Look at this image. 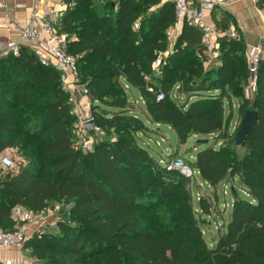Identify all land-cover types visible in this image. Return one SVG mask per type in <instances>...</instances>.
I'll return each mask as SVG.
<instances>
[{
    "label": "trees",
    "instance_id": "16d2710c",
    "mask_svg": "<svg viewBox=\"0 0 264 264\" xmlns=\"http://www.w3.org/2000/svg\"><path fill=\"white\" fill-rule=\"evenodd\" d=\"M62 1L67 10L61 28L75 38L68 52L79 57L81 82L94 102L109 97L103 109L91 107L94 124L106 137L90 152L76 149L71 136L76 116L58 73L41 66L25 46L17 56L0 58V155L11 149L24 154L30 147L37 152L15 171L4 173L0 166V229L14 230L16 207L39 213L50 201H67L73 208L69 220L58 223L59 234H35L25 244L42 264H264V53L248 108L243 93L248 49L229 13L218 26H234L238 39L219 40L220 66L203 69L200 34L184 23L156 74L151 66L167 50V32L175 24L172 5ZM256 7L264 10V0ZM130 87L138 90L149 121L174 130L180 145L228 126L225 99L238 102L242 118L247 110L257 113L243 143L235 145L236 135L232 141L244 149L241 158L230 146L206 147L189 165L211 187L238 179L252 198L234 199L230 221L212 247L193 210L191 179L166 171L138 144L145 126L127 107ZM175 87L195 99L178 105L170 96ZM158 91L163 100H156ZM205 201L199 198V209L209 215Z\"/></svg>",
    "mask_w": 264,
    "mask_h": 264
},
{
    "label": "built area",
    "instance_id": "2783aa9c",
    "mask_svg": "<svg viewBox=\"0 0 264 264\" xmlns=\"http://www.w3.org/2000/svg\"><path fill=\"white\" fill-rule=\"evenodd\" d=\"M227 1L229 0H161V4L173 6L175 24L172 29L179 30L186 23L199 32L201 45L199 58L204 70L220 66L219 40L221 38L238 39V33L234 26L221 30L217 25L206 22L207 15L213 13L218 6H225ZM249 1L256 4L260 0ZM39 3L40 0H38ZM66 10L67 5L62 0H58L56 4H50L43 0L41 6H35L33 9L30 20L21 31L18 40L0 45V58L9 54L17 56L20 49L25 46L31 50L41 66L52 68L58 73L61 89L68 96L72 112L76 116V122L73 125L76 149L86 153L93 149L95 143L98 142V137L103 136L104 132L97 126H94L91 132L85 128V124L90 121L94 122V118L91 112L92 106L86 100V96L89 95L88 90L80 81L79 57L68 52L69 44L75 38L68 36L61 28ZM137 28L138 25L134 24V29ZM263 53L262 45L247 50L249 81L246 92L250 99L256 92L258 66ZM160 56L161 54L151 66L153 72H156L159 66L164 63ZM148 91L153 92V88H149ZM82 98L85 99L83 104L81 103ZM164 98L162 92L156 93L157 101ZM0 166L6 172L16 170L12 159L6 155H0ZM163 167L166 171H178L180 174L190 177L193 175L189 165L180 158L166 161ZM18 212L21 223L13 231L0 229V248L22 250L32 236L47 233V224L44 223L46 218L36 215L43 212L33 213L29 210ZM6 264H10V262ZM28 264H35V262L30 259Z\"/></svg>",
    "mask_w": 264,
    "mask_h": 264
},
{
    "label": "rangeland",
    "instance_id": "374dc122",
    "mask_svg": "<svg viewBox=\"0 0 264 264\" xmlns=\"http://www.w3.org/2000/svg\"><path fill=\"white\" fill-rule=\"evenodd\" d=\"M259 11H263L264 13V10ZM249 27L250 28L248 34L249 37L252 38L253 36L258 34L261 28H263L259 15L256 16V20H252L249 22ZM173 31L174 29H169L167 34H170L171 36L173 34ZM242 36L245 39V35L243 32ZM172 41L173 40L171 37L168 40L167 50L160 56L162 60H166L167 56L173 53L174 44L172 43ZM160 67L161 65L159 66V68ZM159 68L155 72L156 74H159ZM82 80H84V77L82 78ZM248 81L247 83H245L246 85L244 84L243 86V93L245 100H248L247 107L250 108V105L253 102V98L250 99L247 96L246 87H248ZM82 84L86 88V84ZM177 89V87L173 88L170 96L178 103V105L182 106L188 101H192L195 99L194 97L190 96L187 98L185 95L178 93ZM126 92L129 99V104L127 107H129V110L132 111V114L138 117L145 126L144 133L140 134L139 139H137L138 144L145 148L147 152L157 162H159L161 166H163V164L170 156L174 157V159H183L186 164L190 165L194 161L197 152L205 149L206 147L218 149L220 147L230 146L231 148H235L234 144H232V141L235 139L236 132L242 119V115L238 112V102L235 99H225L222 102L224 110L223 117L226 120L230 116V122L228 123V126L225 127L224 125L225 128L220 133L211 135H192L188 138L184 145H180L178 143L177 134L174 130L165 125L152 124V122L149 121L143 100L138 90L130 87L128 91L126 89ZM86 100L89 101L91 106L93 104L94 107L100 106L103 109V103L106 104L109 100V97L104 95L103 98H100L94 102L91 99L90 95H87ZM71 136L72 141L75 143L76 137L75 133L73 132V128ZM105 137L106 132H104L103 136L98 137V142L103 140ZM235 151L239 158H241L244 154L243 148L236 147ZM36 153L37 152L35 148L30 147L24 154H22L17 149H11L7 150L3 155L9 156L15 164V169H17L19 166H27L30 161L36 156ZM176 155H178V157ZM5 172L6 171H4V173ZM3 174L1 176H3ZM182 176L184 178L191 179L189 188L193 199V210L199 220L200 228L206 244L209 247H212L217 240L218 231L223 229L230 221L231 206L234 199L240 198L252 202V198L244 191L238 179H226L217 186L211 187L199 177L197 171H194L191 177L185 175ZM199 198H203L204 200H206L205 203H210L211 208L209 215H203L201 213L198 205ZM72 208L73 204L71 202L50 201L45 210L42 211L43 213L36 215L46 218L44 222L47 224L48 228V231L46 230V232H49L51 234H59V230L57 229L58 223L66 222L67 220H69V214ZM72 226H74V223ZM28 255L35 262V264H42V262L31 255V253L28 252Z\"/></svg>",
    "mask_w": 264,
    "mask_h": 264
},
{
    "label": "crops",
    "instance_id": "0c3cea01",
    "mask_svg": "<svg viewBox=\"0 0 264 264\" xmlns=\"http://www.w3.org/2000/svg\"><path fill=\"white\" fill-rule=\"evenodd\" d=\"M38 4V0H0V45L6 44L8 41L18 40L21 31L27 26L33 9L35 6H41V2ZM50 4H56L58 0H46ZM224 12L229 13L235 19L239 29L244 33L247 48L262 45L264 46V13L259 11L256 4H253L249 0H229L225 6H218L215 11L208 14L206 22L209 24L219 25L218 21L223 19L222 15ZM260 16L263 28L260 29L257 35L252 38L249 37V22L256 20V16ZM218 28H220L218 26ZM181 28L174 30L172 37V43L174 44L177 36L180 34ZM256 34V33H254ZM170 35V34H168ZM82 98V104L84 102ZM93 105V104H92ZM6 152V151H5ZM3 152L1 155H3ZM178 157V155H176ZM174 157H169L167 161L173 160ZM27 210L23 207H16L11 212V222L15 229L21 222L19 218V212ZM30 250L24 248L22 250L11 248L3 249L0 248V264H28L31 259L28 255Z\"/></svg>",
    "mask_w": 264,
    "mask_h": 264
},
{
    "label": "water",
    "instance_id": "95a60500",
    "mask_svg": "<svg viewBox=\"0 0 264 264\" xmlns=\"http://www.w3.org/2000/svg\"><path fill=\"white\" fill-rule=\"evenodd\" d=\"M257 113L254 110H247L240 121L239 130L236 134L235 145L240 146L247 134L251 129L256 125ZM95 124L93 121H90L85 124L87 131L91 132Z\"/></svg>",
    "mask_w": 264,
    "mask_h": 264
}]
</instances>
